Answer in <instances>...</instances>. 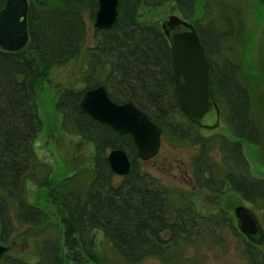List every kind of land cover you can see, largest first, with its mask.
Listing matches in <instances>:
<instances>
[{
    "label": "trees",
    "instance_id": "1",
    "mask_svg": "<svg viewBox=\"0 0 264 264\" xmlns=\"http://www.w3.org/2000/svg\"><path fill=\"white\" fill-rule=\"evenodd\" d=\"M27 1V45L18 52L0 48V242L8 245L12 234L11 205L21 225L35 229L51 224L49 211L29 203L27 183L47 189L52 215L62 231L60 239L43 241L35 262L7 252L0 264H116L117 259L126 264H143L148 259L176 264L181 243L205 233L213 236L224 228L244 240L224 211L201 212L192 195L166 188L141 170L129 135H118L77 110L82 91L63 89L55 110L62 116L64 133L91 145L90 166L73 170L59 163L52 171L39 161L34 149L42 131L36 83L52 68L84 54L85 89L102 84L113 102L132 103L170 140L198 145L199 153L191 164L198 190L216 198L230 191L249 204L264 203V179L251 175L244 151L245 145L257 142L248 118L250 96L237 84V65L218 60V43L229 31L224 33L216 25V0H119L113 25L94 30V47H85L83 14L87 12L94 21L96 0ZM5 2L0 0V10ZM166 5L194 25L211 67L212 96L218 108L224 109L226 130L234 140L221 134L206 138L180 113L169 42L156 20L140 17L141 9ZM212 144L222 156L226 170L222 177L209 155ZM113 149L124 150L131 161L129 173L118 181L107 162ZM49 151L55 155L51 142ZM54 174L64 177L52 183ZM258 248L246 243L251 264H264Z\"/></svg>",
    "mask_w": 264,
    "mask_h": 264
},
{
    "label": "rangeland",
    "instance_id": "2",
    "mask_svg": "<svg viewBox=\"0 0 264 264\" xmlns=\"http://www.w3.org/2000/svg\"><path fill=\"white\" fill-rule=\"evenodd\" d=\"M213 10L216 11V25L222 31L224 30V33L229 31V34L218 43V60H226L229 64L237 65V84L242 89H246L250 96L248 118L257 135L256 144L244 147L250 173L255 178L264 179V0H216ZM169 15L178 16L170 5L153 10H140L141 18L153 19L159 24ZM83 17L87 31L85 47H94L93 21L87 12H84ZM23 51H26L29 57L31 56V52ZM85 70L86 58L84 54H80L67 65L52 68L48 76L39 80L35 86L42 131L34 143V149L39 161L48 165L52 171L59 167V163L62 168L73 170L90 166L93 152L91 145L83 142L80 137L64 133L60 128L62 116L55 110L58 95L63 89L70 88L82 92L86 90V84L83 81ZM219 109L217 126L201 129V133L206 138L221 134L234 140V137L226 130L225 111L222 106ZM51 136L53 139L49 140ZM50 142L55 155L49 151ZM198 153V145L172 141L162 133L157 155L148 162L140 160L138 162L141 170L155 178L164 187L175 189L185 195H192L201 212L215 214L216 211L222 210L236 227L234 209L238 205H243L256 215L264 231V203L249 204L230 191L216 198L207 191L198 190L191 166L192 157ZM209 155L212 162L217 165L219 176H224L226 170L222 165V156L218 152L217 145L209 146ZM62 177L64 175L54 174L52 183ZM88 179L87 177L86 181ZM119 179L120 177L116 176V181ZM27 187L29 203L49 211L51 224L35 229L21 225L16 220L14 207L11 205L9 218L13 230L7 244L10 245L13 242V247L8 254L35 262L43 241L60 239L62 230L59 222L52 215L53 208L47 199V189H38L31 183H27ZM98 236L100 238L99 234ZM246 243L259 247L257 249L259 255L264 254V240L260 245H256L246 239L243 240L240 236H235L224 228L222 231H215L213 236L205 233L196 240L181 243L176 264H251L245 253ZM116 264L126 263L117 259ZM143 264L160 263L156 259H148Z\"/></svg>",
    "mask_w": 264,
    "mask_h": 264
},
{
    "label": "water",
    "instance_id": "3",
    "mask_svg": "<svg viewBox=\"0 0 264 264\" xmlns=\"http://www.w3.org/2000/svg\"><path fill=\"white\" fill-rule=\"evenodd\" d=\"M96 2L93 27L108 30L117 18L119 0ZM27 12V0H6L0 10L2 50L18 52L27 45ZM160 27L170 46L172 79L180 113L200 129L217 126L219 108L211 93V67L194 25L177 15H169ZM77 110L110 127L118 135H129L138 160L148 162L157 155L162 134L159 125L132 103L113 102L104 85L84 90ZM107 162L111 172L118 177L126 176L131 169V161L122 149L111 150ZM233 215L238 232L250 242L261 243L264 234L256 215L243 205L236 206ZM12 247L13 242L8 246L0 243V257Z\"/></svg>",
    "mask_w": 264,
    "mask_h": 264
},
{
    "label": "flooded vegetation",
    "instance_id": "4",
    "mask_svg": "<svg viewBox=\"0 0 264 264\" xmlns=\"http://www.w3.org/2000/svg\"><path fill=\"white\" fill-rule=\"evenodd\" d=\"M210 125V124H209ZM209 127V126H208ZM205 128H207V127H203V129H205ZM209 129V128H208ZM263 234H264V231H263ZM247 240V239H246ZM263 240H264V235H263ZM263 240L261 241V243L263 242ZM248 241V240H247ZM248 242H250V241H248ZM251 243H253V242H251ZM254 244H256V245H260V243H254Z\"/></svg>",
    "mask_w": 264,
    "mask_h": 264
}]
</instances>
